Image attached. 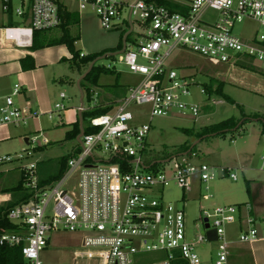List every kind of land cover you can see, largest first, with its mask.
<instances>
[{
  "label": "built area",
  "instance_id": "built-area-1",
  "mask_svg": "<svg viewBox=\"0 0 264 264\" xmlns=\"http://www.w3.org/2000/svg\"><path fill=\"white\" fill-rule=\"evenodd\" d=\"M71 1L76 12L64 9L59 0H18L14 8L12 0H0L5 15L12 13L20 20H28L6 28L5 38L17 43L32 39L34 32L59 28L62 12L80 17L89 11L107 31L125 25L124 35L129 30V34L134 33L130 41L129 34L126 37L124 50L115 56V63L102 67L117 73L115 64L123 66L140 79L114 104L99 105V93L90 91L87 101L92 105L87 109L79 106L78 112L111 108L87 120L86 128L92 133L83 131L79 149L68 156L58 181L40 187L37 162L21 166L22 185L29 198L8 212L7 220L16 228H0V246L20 248L25 264H43L39 253L52 233H78L81 250L74 253L73 264H132L134 256L147 253L162 256L155 264H173L177 257L186 264H202L196 247L209 239L197 234L187 240L184 211L159 197L171 181L188 193L194 180L206 184L216 174L206 164L192 163L191 159L197 157L194 153L162 163L160 170L147 171L155 168L142 162L148 152L150 126L132 124L129 107L148 106L150 120L175 114L195 122L199 119L202 107L184 100L191 95L193 83L165 65L174 50L192 53L231 71L264 76V0H134L131 4L123 0ZM126 9L128 15L124 18ZM208 12L213 16L208 17ZM245 20L260 26L250 40H242L233 33L234 26ZM78 56L85 57L82 53ZM20 90L21 86L15 84L4 98L0 125L26 126L29 120L38 118L28 102L15 103L14 97ZM199 93L206 95L204 88ZM59 98L64 100L65 95L61 93ZM210 102L215 106L222 103ZM66 110L60 101L47 117L50 120ZM48 144L41 134L28 138L27 148L16 159L31 158L33 152ZM105 154L107 157H102ZM12 160L9 155L0 156V168ZM261 160L264 172V150ZM219 171L236 181L233 169ZM72 178L78 182L77 194L66 189ZM251 210L246 204L202 211L200 221L204 228L205 224L212 227L217 244L214 264H227L233 244L264 242V219L253 217ZM234 224L239 226V232L231 240L226 227Z\"/></svg>",
  "mask_w": 264,
  "mask_h": 264
},
{
  "label": "rangeland",
  "instance_id": "rangeland-1",
  "mask_svg": "<svg viewBox=\"0 0 264 264\" xmlns=\"http://www.w3.org/2000/svg\"><path fill=\"white\" fill-rule=\"evenodd\" d=\"M123 1L129 4L134 2V0ZM59 2L67 11L76 12V5L71 0H59ZM14 6H18L16 0H14ZM213 14L212 12L207 13L208 17H212ZM127 15L128 10L126 9L123 12V17L125 18ZM81 16L83 18L79 23L69 28L70 36L77 38L74 47L78 54L82 53L85 56L102 54L101 56H103L119 51V43H122L121 39L126 29L125 25L107 31L101 28L93 13L85 11L81 13ZM132 22H134V18ZM259 30L260 26L257 22L245 20L234 26L233 33L242 40H250ZM133 35L134 33L129 34L128 41ZM115 56L105 57L99 60L96 65L106 66L115 63ZM68 57L69 53L64 61L63 58L61 59V65L56 71L57 83H54L56 85L53 86L55 88L53 105L59 102L58 95L62 93L68 100V103L65 104L66 107L75 111L80 100L77 81L90 65L87 67L79 59L73 61L71 56L69 59ZM165 65L179 75L188 77L193 83L190 90L191 95L184 100L199 104L202 107L201 115L196 122L189 117L176 114L166 118L153 117L150 120L148 106L132 105L129 107V112L133 117L132 124L136 126L149 124L150 126L146 140L148 152L142 157V162L146 167H149L150 163L155 164V168L147 171L160 170L162 165L156 163L171 157L176 158L177 155L185 153V146L191 147L199 140L197 134L204 128L215 126L227 119H231L237 124L243 120L236 130L228 131L223 136L203 137V140H200L192 148V153L197 156L191 159L192 163H203L212 168V172L216 174L212 181L206 184L197 181L194 183L192 191L188 193H183L177 188L174 181H171L167 187L161 190L159 197L166 204H172L177 209L184 211L187 240L191 241L197 234L209 239L207 243L196 247V253L202 264H214L217 244L212 227L205 229L200 221L203 210L211 211L221 206L249 204L252 216L264 219V172L261 170V156L264 150L262 123L264 122V76L244 71L237 72V70L233 72L226 66L206 61L182 50H174ZM115 67L117 73L100 75L97 86L91 88L99 93V105L116 103L125 96L128 88L135 86L140 79L137 75L129 74L123 66L115 64ZM60 78L63 80L62 84L58 83ZM213 80L223 83L225 97L217 95L209 97L199 93L204 84ZM114 85L116 86L113 87ZM86 87L90 88V85L86 84ZM211 100L222 103L215 106L211 104ZM83 105L85 109L92 105L87 101L86 96H84ZM40 114H38V118L29 120L26 126L15 128L19 136L0 145V156L7 154L13 158L12 162L0 168L1 171L5 168L12 169L9 173L12 178L10 187L17 184L20 165L38 162L40 177L46 179L58 171L62 159L79 149L76 138L66 137V134L71 132L74 126L67 123V117L58 123L57 118L50 121L47 116ZM87 125L88 121L84 119L82 121L83 128H86ZM23 134L26 136L24 137ZM40 134L50 144L33 152L31 158L17 160L16 156L27 148L24 139ZM99 154L101 155V153ZM102 157H107V154ZM221 168L233 169L236 173V181L221 175L219 171ZM77 184L76 178H72L68 181L66 189L77 194ZM155 197L158 196L155 194ZM226 231L228 235L236 239L239 226L237 224L229 225L226 227ZM80 239L81 236L78 233H52L47 246L39 253V260L43 264H73L74 253L81 250ZM161 258L162 256L156 253L139 254L133 257L132 264H155ZM248 262L245 261L243 264H250Z\"/></svg>",
  "mask_w": 264,
  "mask_h": 264
},
{
  "label": "crops",
  "instance_id": "crops-1",
  "mask_svg": "<svg viewBox=\"0 0 264 264\" xmlns=\"http://www.w3.org/2000/svg\"><path fill=\"white\" fill-rule=\"evenodd\" d=\"M16 1L18 4V0ZM11 7H16L14 6V0H12ZM78 18V20L80 21L83 17L78 16ZM23 22L28 23V20H20L16 18L12 13L5 15L0 3V107L4 103V98L11 93L13 86L15 84H18L19 86H21V90L19 94L14 97L15 103L17 105H23L25 102H28L30 104L31 109L34 110L36 113L40 114L41 112H43L44 114L40 115L47 116L46 114L51 112V110H53L54 105L56 104L55 103L53 105V101L55 100V88L53 86L56 85L54 83H57L55 79L57 74L56 71L61 65V59L63 58L64 61V58L68 56L69 51L65 45L50 46L37 50H31V38L21 40L19 42L20 44L12 40H7L4 35L5 29L10 28L12 26H18ZM54 30L49 31V33H51V36L56 34ZM26 56H30L32 58L34 69L23 71L21 69V61ZM70 56L71 55L69 53L68 59L70 58ZM62 81L63 80L61 78L58 79V83L62 84ZM58 100L59 102H63L64 106L66 107L65 104L68 103V100H66V96L64 100H60L58 95ZM78 113L79 112L77 111V108L75 109V111L69 110L67 108L65 112L55 114L53 118H57L59 120L58 123H60L62 122L63 118L67 117V123L70 125H74L78 121ZM52 119H50V121ZM16 127L18 126L0 125V145H3L4 143H7L15 137L19 136L17 135V130L15 129ZM23 136L25 137L26 134H23ZM27 139L28 138H25L24 141H26ZM21 166L22 165L18 167L19 177L17 182L20 179ZM38 166L39 165L37 162L38 179H48L50 176L46 179L40 177ZM10 171H12L11 168H5L0 172V205L9 202L11 199L10 194L1 193L2 190L12 188V186L10 187L9 185L12 180L11 176H9ZM195 182L197 181L194 180L192 188L194 187ZM228 238L234 240V238H232L230 235H228ZM245 256L249 258L251 264H264V242L257 241L245 245L233 244L229 248L227 264H235L238 262V260H240V258H245Z\"/></svg>",
  "mask_w": 264,
  "mask_h": 264
},
{
  "label": "trees",
  "instance_id": "trees-1",
  "mask_svg": "<svg viewBox=\"0 0 264 264\" xmlns=\"http://www.w3.org/2000/svg\"><path fill=\"white\" fill-rule=\"evenodd\" d=\"M78 19H79L78 16L74 13L62 12L61 25L59 26L58 29L54 30L56 34L51 36L50 35L51 33H49V31L34 32L32 36L31 50H37V49H41L44 47H50V46L65 45L71 55V60L75 61L79 59L80 62H82V64L88 67L92 61H94L98 56H101L102 54L88 55L81 59L79 58L78 56L79 54L74 49V43L77 40V38L71 37L69 34V28L73 25L78 24L79 23ZM121 47H122V43H119L118 50H120ZM21 69L23 71L34 69L33 60L30 56H26L24 59H22ZM102 74H113V72L108 71L104 67L97 66L95 64L92 67L91 71L84 77V79L82 80V83L79 84V87L83 95L86 96L87 100H89V94H90L91 88L97 86L98 79L100 75ZM86 84H89L90 88H87ZM115 86L116 85H114L113 87ZM203 88L205 90L206 95L209 97H212L214 95L225 97L223 95V83L222 82H216L213 80L210 83L204 84ZM110 108L111 107H108L106 109L97 108L91 111L82 112L81 113L82 121L84 119L88 120L89 118H93L101 114H104L108 112ZM236 126H237V123H234L231 119H227L222 122H219L215 126L204 128L201 132L197 134V139L203 140V137H207L212 134L223 136L225 135L226 132L228 131L230 132ZM263 129H264V123H263ZM83 131L85 134L92 133V130L87 129V128H84ZM185 133L187 132L185 131ZM78 134H79V128H78V121H77L73 126V130L71 132H68L66 134V137L76 138ZM189 148L190 146H185L186 151L189 150ZM190 153H192V150L190 151ZM67 159L68 157L62 159L61 168L58 169V171L54 175L50 176L46 180H39V186L40 187L49 186L55 183L56 181H58L63 175V172L66 167ZM150 164L148 165L150 166ZM154 166L155 164L154 165L151 164V167H154ZM22 180L23 179H22V172H21L20 179L17 182V184L13 186L12 188L2 190L1 192V193H8L11 195L10 201L0 206V228H3L5 230L12 231V230H15L16 228L14 224L10 223L7 220L8 212L14 207L20 205L21 203H25L29 198L28 193L23 188ZM245 261H249V258L247 256H245V258H242V259L240 258V260H238V262L235 264H243V262ZM248 263L251 264L250 261ZM0 264H25L22 258L21 252H20V248L18 247L17 248H7V247L0 246ZM173 264H186V262H184L183 260L177 257Z\"/></svg>",
  "mask_w": 264,
  "mask_h": 264
},
{
  "label": "water",
  "instance_id": "water-1",
  "mask_svg": "<svg viewBox=\"0 0 264 264\" xmlns=\"http://www.w3.org/2000/svg\"><path fill=\"white\" fill-rule=\"evenodd\" d=\"M129 33H130V30H129L128 32H126L125 35L122 37V48H121V50H119V51L116 52V53L105 54V55H103V56H101V57H99V58H96L94 61L91 62L90 66L88 67V70H87V71H86V72L80 77V79L78 80V82H77V86H78L79 93H80V101H79L80 107L83 106V93H82V91H81V89H80V87H79V82H80L81 80L84 79V77H85V76L91 71L92 67H93V66H94L99 60H101V59H103V58H105V57H112V56H115V55H117V54L122 53L123 50H124V47H125V40H126V37L128 36ZM254 121H258V120H254ZM242 123H243V120L240 121V122L237 124V126H236L233 130H231V131L236 130V129H237ZM262 123H264V122H262ZM78 128H79V134H78V136L76 137V141H77V144L80 145V144H81V143H80V138H81L82 135H83V126H82L81 112L78 113ZM214 135H216V134H212V136H214ZM200 140H201V139L197 140V141H196V142H195V143L189 148V150H187L185 153H181V154L177 155V157H181V156H186V155H188V154L190 153V151L192 150V148H193L197 143H199ZM25 142H26V141H25ZM171 159H173V157H171V158H169V159H166V160H164V161L158 162V163H156V164L167 163V162H169ZM153 165H154V164H153ZM205 229H208V225H207V224H205Z\"/></svg>",
  "mask_w": 264,
  "mask_h": 264
}]
</instances>
